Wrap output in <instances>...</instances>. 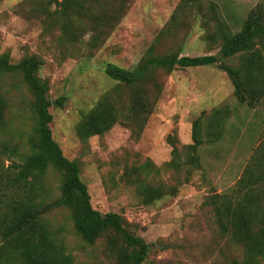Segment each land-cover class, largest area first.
Wrapping results in <instances>:
<instances>
[{"label":"rangeland","instance_id":"1","mask_svg":"<svg viewBox=\"0 0 264 264\" xmlns=\"http://www.w3.org/2000/svg\"><path fill=\"white\" fill-rule=\"evenodd\" d=\"M96 2L95 12L114 20L96 30L90 20H84L77 40L70 44L62 37L61 23L50 14L34 12L41 4L0 0V55L9 53L13 64L26 56L40 59L39 77L49 84L50 101L67 98L63 108L50 109L54 140L66 158L80 164L93 207L102 214H119L127 228L150 246L149 262L242 261L243 248L222 233L205 201L212 194L235 190L247 167L264 170V99L253 109L240 104L230 78L215 67L177 68L171 73L155 69L135 88L109 79L104 68L114 64L133 70L150 57L174 54L219 56L222 38L216 36V19L221 18L236 34L249 13L264 6V0H203L190 9L185 0ZM115 10L120 11L116 19L112 16ZM224 62L240 64L238 58ZM3 91L10 93L11 104L12 124L6 140L22 153L33 123V99L19 77H7ZM136 91L149 101L150 112L142 117L144 126L125 119ZM108 96L122 120L103 136L81 139L77 125L83 114ZM227 108L231 113L223 136L210 139L211 115ZM200 120L203 144L196 154L199 167L168 168L174 147L179 149L181 160L187 158L185 147L193 143L194 126ZM13 161L18 163L19 158ZM12 163L7 161L6 167ZM127 170L132 179H139L128 182ZM42 180L39 189L44 201L58 198L61 175L51 170ZM141 184L178 192L151 202L141 196ZM44 222L73 264H119L110 244L112 238L103 237L88 245L76 234L68 210L52 211Z\"/></svg>","mask_w":264,"mask_h":264},{"label":"trees","instance_id":"2","mask_svg":"<svg viewBox=\"0 0 264 264\" xmlns=\"http://www.w3.org/2000/svg\"><path fill=\"white\" fill-rule=\"evenodd\" d=\"M24 1L32 6L41 4L38 11L33 9L34 12L50 14L56 23H61L62 37L70 44L77 40V32H80L84 20H90L95 30L106 26L108 20H114L95 12L96 0ZM185 1L190 9L201 5L203 0ZM54 7L57 9L51 11ZM211 12L215 9L212 8ZM119 15L120 11L116 10L112 14L115 19ZM216 23V36L222 38L219 56L180 57L174 54L150 57L133 70L107 64L104 73L117 84L135 88L155 69L171 73L177 68L215 67L232 81L236 100L251 109L256 108L264 99V6L252 10L236 34L221 18L216 19ZM235 58L240 60L238 66L224 62ZM41 66L36 56H26L13 64L9 53L0 55V264H73V258L63 251L53 231L44 222L47 214L60 209L70 212L76 234L88 245H94L103 237L112 238L110 244L114 245L119 264H153L148 261L150 246L127 228L119 214H102L93 207L88 187L81 178L80 164L66 158L54 140L50 109L53 106L63 108L67 98L50 101L49 84L39 77ZM7 77H19L33 99V123L22 153L6 140V131L12 124L9 118L10 93L3 91ZM148 108L146 95L136 91L130 99L125 119L139 121L144 126L142 117L150 112ZM230 113L228 108L214 111L208 125L210 139H221ZM120 120L122 117L115 103L109 96L104 97L83 114L77 125L78 136L84 140L103 136ZM201 125V120L195 123L193 143L185 147L187 158L181 160L179 149L174 147V158L167 164L168 168L199 167L196 154L203 144ZM14 158H19V162L13 161ZM7 161H12V165L6 167ZM255 169L257 167L253 165L247 167L231 193L212 194L205 201L212 208L222 233L243 248V260H235L232 264H264V170ZM51 170L61 175L60 195L46 203L39 188L43 176ZM125 174L128 182L139 179H132L129 170ZM140 186L144 187L141 196L151 202L178 192L177 189L164 190L163 186Z\"/></svg>","mask_w":264,"mask_h":264}]
</instances>
